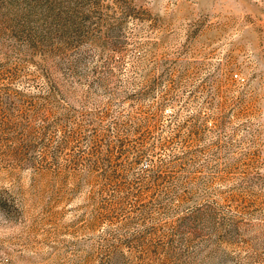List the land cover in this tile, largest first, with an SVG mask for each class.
<instances>
[{"label":"rangeland","instance_id":"374dc122","mask_svg":"<svg viewBox=\"0 0 264 264\" xmlns=\"http://www.w3.org/2000/svg\"><path fill=\"white\" fill-rule=\"evenodd\" d=\"M0 264H264V0H0Z\"/></svg>","mask_w":264,"mask_h":264}]
</instances>
